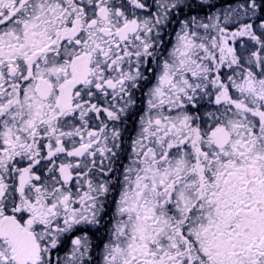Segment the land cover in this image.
Returning <instances> with one entry per match:
<instances>
[{"label": "snow or ice", "instance_id": "6c2138e0", "mask_svg": "<svg viewBox=\"0 0 264 264\" xmlns=\"http://www.w3.org/2000/svg\"><path fill=\"white\" fill-rule=\"evenodd\" d=\"M258 9L0 0V264H264Z\"/></svg>", "mask_w": 264, "mask_h": 264}, {"label": "flooded vegetation", "instance_id": "af4514ba", "mask_svg": "<svg viewBox=\"0 0 264 264\" xmlns=\"http://www.w3.org/2000/svg\"><path fill=\"white\" fill-rule=\"evenodd\" d=\"M185 12H187V9L184 10ZM176 27H178V25H170L169 29H165V32L167 33L169 30L175 29ZM174 31H172V36ZM166 40H170L171 37L166 35ZM170 46V45H169ZM143 89V88H142ZM142 89L139 90H135L136 91V95H138L137 93L139 91H142ZM138 103L136 104V107L129 113V115L126 117L125 122L121 125V127L123 129H125V131L123 132V136L125 139V148L128 147V138L132 135V132L135 129L136 126V120L139 116V111L140 109L137 107ZM113 195H115V193H113ZM111 207H109V212L108 215H111ZM107 220V217L105 218ZM82 228H84L85 226H81ZM88 236L90 238V240L92 241L93 244H97L100 242V234L96 232L95 228H90L87 230ZM75 234H83V233H74ZM98 251V249H97ZM61 254H63V250L61 251ZM95 254V253H94Z\"/></svg>", "mask_w": 264, "mask_h": 264}, {"label": "rangeland", "instance_id": "374dc122", "mask_svg": "<svg viewBox=\"0 0 264 264\" xmlns=\"http://www.w3.org/2000/svg\"><path fill=\"white\" fill-rule=\"evenodd\" d=\"M211 2L212 3H214L217 7H222V6H226V2H229V3H236L237 2V0H211ZM258 2H260V0H258ZM213 11L215 10V9H212ZM199 13V15H205V14H207V12H208V9H197L195 12H193L192 14H196V13ZM257 15L258 16H264V12H261L259 9L257 10ZM173 35H174V33H173ZM146 88H147V86H145L143 89H142V91H139L137 94L138 95H134V99L136 100V104L138 103V105H137V107L140 109V111H139V116H140V114L143 112V110H144V107H145V97L143 96V92L144 91H146ZM135 93H136V91H135ZM139 116H138V118H137V120H136V126H135V129H134V131L132 132V135L128 138V143L130 144V141H131V138L133 137V136H135V134H136V131H137V122H138V120H139Z\"/></svg>", "mask_w": 264, "mask_h": 264}, {"label": "trees", "instance_id": "16d2710c", "mask_svg": "<svg viewBox=\"0 0 264 264\" xmlns=\"http://www.w3.org/2000/svg\"><path fill=\"white\" fill-rule=\"evenodd\" d=\"M229 3V2H226V4Z\"/></svg>", "mask_w": 264, "mask_h": 264}]
</instances>
